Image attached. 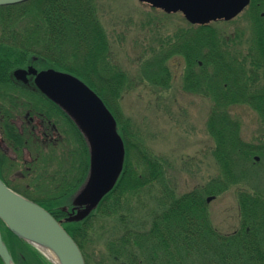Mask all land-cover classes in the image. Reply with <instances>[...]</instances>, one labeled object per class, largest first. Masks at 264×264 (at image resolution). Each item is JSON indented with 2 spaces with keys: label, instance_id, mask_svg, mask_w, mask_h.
Wrapping results in <instances>:
<instances>
[{
  "label": "trees",
  "instance_id": "1",
  "mask_svg": "<svg viewBox=\"0 0 264 264\" xmlns=\"http://www.w3.org/2000/svg\"><path fill=\"white\" fill-rule=\"evenodd\" d=\"M96 3L97 0H28L0 6V71L6 61L20 64L37 56L79 76L114 113L125 142L124 166L117 183L84 219L65 221L64 206L35 201L62 220L86 264H264L263 192L237 191L239 226L232 232L218 231L206 207V196L230 186L241 164H247L256 154H264V130L260 134L263 140L245 142L240 138V122L231 114L234 106L249 104L264 124V0H250L251 32L243 50L235 48L242 40L241 30L223 35L204 24L197 25L188 40L182 38L185 34L179 37L171 51L153 55L159 65L180 51L185 60L184 85L190 89L200 85L213 100L207 128L214 139L212 151L220 178L180 195L167 187L153 193L156 181L164 176L161 163L146 148L128 139L132 132L126 131L125 122L113 107L110 98L116 99L115 89H119L115 85L121 84L126 74L105 62L108 50L100 34ZM199 58L205 66L200 68L203 75H199L198 83L199 71L193 69ZM106 72L111 73L108 79L103 78ZM165 74L168 79V69ZM66 120L80 141L83 158L75 169L63 172L64 181L57 185L59 194L51 198L55 200H64L73 193L88 170L85 141L74 123ZM144 190L149 191L147 200L141 194ZM141 213L142 222L136 218ZM109 218L113 219L111 226L107 225ZM0 228L14 264H52L1 221ZM98 235L103 240V254L94 243ZM95 247L100 256L97 263L92 259Z\"/></svg>",
  "mask_w": 264,
  "mask_h": 264
},
{
  "label": "rangeland",
  "instance_id": "2",
  "mask_svg": "<svg viewBox=\"0 0 264 264\" xmlns=\"http://www.w3.org/2000/svg\"><path fill=\"white\" fill-rule=\"evenodd\" d=\"M96 9L101 26L100 34L106 39L108 50L105 62L108 65L113 63L115 70L126 74V77L122 75L123 82L115 85V88H119L115 89L116 99L110 100L121 116L122 123L125 122L126 131L132 132L133 138L128 135V139L146 148L161 163L164 176L156 181L153 193L157 194L167 187L180 195L205 185L213 178L217 182L220 168L212 151L214 139L207 128L213 106L212 97L205 92V88L200 89V85L194 89L184 85L185 60L179 54L180 51H173L174 54L159 65L153 57L155 53L171 51L172 44L184 34L185 37L182 38L188 40L197 25H191L181 12L165 13L139 0H97ZM249 14L247 7L236 17L228 21H213L209 26L223 35L241 30L242 40L235 44V48L243 50L251 32ZM202 61L201 58L196 59L199 64H195L193 69L199 71L198 83L199 75H203L200 68L205 66ZM166 69L169 71L168 79H165ZM103 75V78L108 79L111 73ZM231 114L240 122V138L243 141L263 140V135L260 134L264 130V124L251 105H236ZM64 127H67L65 121ZM78 141L75 132L64 128V139L53 147L48 158H44V169L40 171L38 169L42 168L41 165L37 166L25 182H37V186L44 187V190L53 187L51 192L47 190L44 193L46 198H54L53 195L59 194L57 185L64 181L63 172L76 168L78 151L80 158H83V148ZM48 152L49 149L45 153ZM254 156L258 159L251 157L247 164L243 163L238 167L235 181L230 186L208 195L212 196L206 204L209 219L222 233L232 232L239 226L238 190L264 193V154ZM86 158L88 162V153ZM133 163L137 164L134 160ZM68 173L72 174L71 171ZM86 176L87 172L83 181ZM148 192L144 190L141 193L144 200L149 198ZM136 218L142 222L143 213L136 214ZM112 220L107 219L108 226L112 225ZM103 224V221L100 222V227ZM102 242L98 235L94 243L103 254ZM95 251L92 259L97 263L100 256Z\"/></svg>",
  "mask_w": 264,
  "mask_h": 264
},
{
  "label": "water",
  "instance_id": "3",
  "mask_svg": "<svg viewBox=\"0 0 264 264\" xmlns=\"http://www.w3.org/2000/svg\"><path fill=\"white\" fill-rule=\"evenodd\" d=\"M25 1L0 0V6ZM139 1L166 13L181 12L189 23L200 25L230 20L250 3V0ZM34 81L40 92L71 118L88 147L87 176L72 196L76 205L65 217L66 221H79L96 209L117 183L124 166L125 142L114 114L84 80L70 72L48 68L36 73ZM211 198L207 197L206 201ZM0 221L17 237L38 248L54 264H85L78 244L62 226L61 220L35 201L9 188L1 179ZM44 250L51 252L54 259ZM0 259L3 264H14L2 239L1 229Z\"/></svg>",
  "mask_w": 264,
  "mask_h": 264
},
{
  "label": "flooded vegetation",
  "instance_id": "4",
  "mask_svg": "<svg viewBox=\"0 0 264 264\" xmlns=\"http://www.w3.org/2000/svg\"><path fill=\"white\" fill-rule=\"evenodd\" d=\"M3 64L0 71V179L34 201L39 199L46 205L64 206L67 214L76 205L72 200L73 193L64 200H52L46 198L44 191L51 192L53 187L44 190L37 182H25L37 166L41 165L40 171L44 169V158H48L53 147L62 142L64 128L73 131L66 120L68 115L44 96L34 81L36 73L55 67L37 56L20 64L9 61ZM64 121L67 127H64Z\"/></svg>",
  "mask_w": 264,
  "mask_h": 264
},
{
  "label": "bare ground",
  "instance_id": "5",
  "mask_svg": "<svg viewBox=\"0 0 264 264\" xmlns=\"http://www.w3.org/2000/svg\"><path fill=\"white\" fill-rule=\"evenodd\" d=\"M79 158H80V156H79V151L77 152V155H76V160L78 161L79 160ZM48 255H50V257L52 258V259H54V257H53V255L51 254V252H49V251H46V250H44Z\"/></svg>",
  "mask_w": 264,
  "mask_h": 264
}]
</instances>
